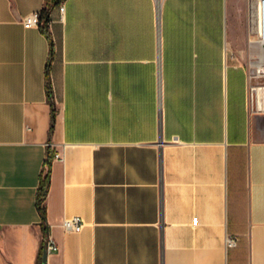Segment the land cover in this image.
Returning <instances> with one entry per match:
<instances>
[{"label": "crops", "instance_id": "crops-1", "mask_svg": "<svg viewBox=\"0 0 264 264\" xmlns=\"http://www.w3.org/2000/svg\"><path fill=\"white\" fill-rule=\"evenodd\" d=\"M46 4L0 0V264H264L255 2Z\"/></svg>", "mask_w": 264, "mask_h": 264}, {"label": "built area", "instance_id": "built-area-1", "mask_svg": "<svg viewBox=\"0 0 264 264\" xmlns=\"http://www.w3.org/2000/svg\"><path fill=\"white\" fill-rule=\"evenodd\" d=\"M255 2V16H256V22H257V33L258 38L261 43L264 44V0H253ZM60 11L64 13L65 11V4H61ZM22 24L24 28L31 29L40 27L42 24V13L41 12H35L28 16H26L22 20ZM48 146H52L49 144ZM59 155H55V158H59ZM49 159L46 161V169L49 168ZM63 227L65 231L69 234H80L84 228V222L79 217L74 218H68L64 221ZM46 247L48 252H54L58 250V247L54 243L51 237H47L45 240ZM237 244V240L233 239L232 237H229L228 239V246L232 247Z\"/></svg>", "mask_w": 264, "mask_h": 264}, {"label": "trees", "instance_id": "trees-1", "mask_svg": "<svg viewBox=\"0 0 264 264\" xmlns=\"http://www.w3.org/2000/svg\"><path fill=\"white\" fill-rule=\"evenodd\" d=\"M63 0H47V4L46 7L44 9V17L42 15V20H43V24H41V30L44 34H46L49 37L48 31H47V25L50 23V12L51 10L56 7L59 6L62 3ZM53 53V52H52ZM52 53H51V57H52ZM51 62V59H50ZM50 62L48 64V76H49V68H50ZM48 92L50 94V98L52 96V84H51V80L48 79ZM48 186H49V176L46 177L43 182L41 183L40 189H39V193H38V207L40 210V213L42 215V219L45 221L46 220V198H47V193H48ZM45 229V227H44ZM47 238V237H46ZM45 238V240H46ZM44 240V241H45ZM41 258H40V262L39 264H46L44 261V254L42 252L41 254Z\"/></svg>", "mask_w": 264, "mask_h": 264}, {"label": "water", "instance_id": "water-1", "mask_svg": "<svg viewBox=\"0 0 264 264\" xmlns=\"http://www.w3.org/2000/svg\"><path fill=\"white\" fill-rule=\"evenodd\" d=\"M46 260H47V252H45V254H44V261H45V263H46Z\"/></svg>", "mask_w": 264, "mask_h": 264}]
</instances>
